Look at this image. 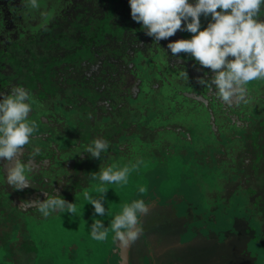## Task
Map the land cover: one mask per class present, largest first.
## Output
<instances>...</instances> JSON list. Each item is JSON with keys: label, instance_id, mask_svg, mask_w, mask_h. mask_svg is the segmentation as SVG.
<instances>
[{"label": "flooded vegetation", "instance_id": "flooded-vegetation-1", "mask_svg": "<svg viewBox=\"0 0 264 264\" xmlns=\"http://www.w3.org/2000/svg\"><path fill=\"white\" fill-rule=\"evenodd\" d=\"M38 2L40 8L32 9L25 0H0V93L6 94L16 85L30 90L36 101L30 115L38 124L32 145L41 150L33 158L25 146L23 159L31 161L32 171L28 174L31 185L23 191L8 186L0 172L3 179L0 217L9 209L23 216L45 218L35 208L22 204L27 199H44L45 192L56 191L68 201L76 202V197H81L80 194L92 185L91 172L99 171L101 166H121L124 157L131 161L135 145L161 152L164 146L160 139L167 144L169 137L177 143L190 136V123L202 110H209V120L214 125L215 120H221L223 116L233 118L225 126L226 132L219 141L225 147L228 141H239L244 145L245 150L235 163L248 161L246 167H251L252 137L257 131L264 130L261 123L264 116L256 124L253 122L252 129L245 128L243 116L237 112L240 103H225L218 98L214 88L200 83L202 78L210 79L214 74L212 70L202 67L190 54L171 53L167 48L169 42L190 39L193 35L183 30V21L182 28L173 36L156 42L131 17L129 0ZM260 19L264 20V14ZM210 20V16L202 15L201 27H206ZM137 57L147 65L153 61L155 67V59H162V75L156 68L141 66V63L139 66ZM48 91L51 94L47 96ZM180 99L179 112L171 120L159 117L160 111L169 114L170 103ZM184 100L187 103H183ZM225 105L235 109H226L222 114ZM173 132L174 135L169 134ZM97 137L109 142V149L102 153L101 160L90 158L87 153L77 154L78 148L83 151V147ZM247 154L250 157L244 158ZM181 202L188 204V213L180 215L181 218L186 215L188 221L177 220L190 227L193 237L203 233L217 243L215 239L221 241L224 236L227 240L221 242L227 244L235 237L236 224L241 219L247 226L243 228L247 230L248 243L252 236L255 237V229L249 226V217L244 214L236 216L231 225L226 224V230L204 227L205 224H218L215 212L208 214L207 222L191 225L195 216L191 217L189 207L194 201L185 197ZM257 203L263 202L259 199ZM197 214V217H203L204 211ZM56 216L58 213L55 212L47 218ZM19 218L23 220L21 216ZM141 239L142 235L137 245L131 246L139 251L128 248L127 264H180L167 248L158 254L159 250L155 248H162L161 245L154 242L149 246ZM149 240L152 242L151 238ZM43 244L45 242L37 247L39 260L44 259ZM116 246L114 248H118ZM26 247L33 248L29 244ZM122 253L125 255V249ZM246 253L251 254L247 245ZM251 257L253 264L256 259L252 254Z\"/></svg>", "mask_w": 264, "mask_h": 264}, {"label": "rangeland", "instance_id": "rangeland-1", "mask_svg": "<svg viewBox=\"0 0 264 264\" xmlns=\"http://www.w3.org/2000/svg\"><path fill=\"white\" fill-rule=\"evenodd\" d=\"M48 93L51 94L48 91L47 96ZM233 101L236 104L237 101ZM181 103V99L172 101L169 114L160 111L159 117L171 120L179 112ZM183 103L187 101L184 100ZM238 104L237 112L243 116L242 125L252 129L253 122L256 124L264 116V80L250 82L246 86L244 99ZM226 109L234 110L235 107L223 106L222 114ZM210 116L209 110H202L195 116L194 122L190 123V136L179 139L177 143L172 137H169L167 144L164 139H160V144L164 146L161 152L141 145L136 148L135 145L132 160L124 157L125 159L120 161L123 162L121 166L127 163L136 164L139 161L137 169L129 175L128 183L106 185L108 191L104 202L111 215H94L92 205L83 199V192L76 200L80 213L78 216L56 212V217L39 218L23 216L8 209L7 214L0 217V251L5 249L4 254L8 253L7 257L11 261L3 264H21L19 253L15 258L9 254L11 234L20 236L23 243L21 248H29L26 247L28 244L37 248L40 243L45 242L42 252L44 264H127L129 249H125L123 255L122 249L116 246L117 242L112 239V233L103 242L93 240L90 236V225L94 220L100 219L108 226L112 217L121 211L124 203H130L137 198L144 199L149 206L148 214L142 217L141 242L149 246L156 242L162 248H167L180 264H251V254L256 259L253 264H264V166L254 172L251 167H246L248 161H238L236 164L237 157L245 150L244 145L239 144V141H228V146L225 147L219 141V137L226 132L225 126L233 118L223 116L221 120H215L214 125L209 120ZM141 130L144 129L141 127ZM169 134L174 135V132ZM135 158L138 161L134 162ZM2 181L0 177V185ZM93 183L84 192L98 198L99 182ZM140 187L145 188L143 194L139 193ZM150 189L152 191L148 192ZM185 197L188 201H194L192 206L195 205V218L191 225L207 222L208 214L215 212L218 214V224H205L204 227L216 231L226 230V224L231 225L236 216L244 214L249 217V226L255 229V237L252 236L249 243L242 241L245 248L241 245H229L232 238L227 244L221 242L227 240L224 236L221 241L215 239L217 243L209 242L204 234L198 233L193 237L194 232L189 231L190 227L187 228L188 225L179 221H188L187 216H180L188 213V204L180 201ZM259 199L262 204L257 203ZM171 209L174 210L173 213L177 211L178 215L175 213L172 217L169 211ZM200 211H204L203 217H197L196 213ZM174 216H180L179 220ZM236 227L239 228L238 224ZM137 242L134 245H137ZM246 245L251 254L246 253ZM136 250V247L132 249Z\"/></svg>", "mask_w": 264, "mask_h": 264}, {"label": "clouds", "instance_id": "clouds-1", "mask_svg": "<svg viewBox=\"0 0 264 264\" xmlns=\"http://www.w3.org/2000/svg\"><path fill=\"white\" fill-rule=\"evenodd\" d=\"M25 3L32 9L40 8L38 0H25ZM129 5L133 20L156 42L173 36L184 22L183 30L193 35L190 39L171 41L167 48L173 55L190 54L202 67L212 70L211 78H202L200 83L214 88L225 103L243 100L250 82L264 80V20L260 19L264 14V0H129ZM202 15L211 17L204 28L201 27ZM35 105L30 90L23 86L16 85L8 93H0V172L15 191H23L31 185L28 178L32 171L31 161L23 159L25 146L33 158L41 151L32 145L38 130L37 121L30 115ZM108 149L109 142L97 137L85 145L83 151L78 148L77 154L87 153L90 158L101 160L102 153ZM138 164L139 161L123 166H101L99 171L90 173V180L99 182V197L83 192V199L92 205L94 215H111L104 202L106 185L127 184ZM144 192L145 188L140 187L139 193ZM22 204L35 208L45 218L55 212L69 216L80 214L76 202L68 201L56 191L45 192L44 199H27ZM148 212L149 206L144 199H133L122 205L108 226L100 219L94 220L90 236L103 242L112 233L118 247L127 249L142 235V217Z\"/></svg>", "mask_w": 264, "mask_h": 264}, {"label": "water", "instance_id": "water-1", "mask_svg": "<svg viewBox=\"0 0 264 264\" xmlns=\"http://www.w3.org/2000/svg\"><path fill=\"white\" fill-rule=\"evenodd\" d=\"M141 56L147 59L146 56H144V55H141ZM152 58H153V56H152ZM137 59H138L137 64L139 66L141 63V66L156 68L159 71V75H162V73H163L162 67L164 65L162 59H159V58L155 59L157 67H155L153 65V61H150V63L147 65V64H144L142 62L141 58L137 57ZM166 78H169V76H167ZM193 209H194V207H193ZM14 235L15 234H11L10 238H9L10 248H8V250L10 251L9 254H11V257L15 258L17 256V253H19V257H21V259H20L21 264H43L44 259H42V258H40V260L38 259V251L37 250L39 248H31V249L30 248H21L20 244H23V243H21L20 236L17 234H16V236H14ZM44 249L45 248H41V250H44ZM1 251H2V253H1ZM1 251H0V264H3L4 262H7V261H11L10 258L7 257L8 253L4 254L5 249H1ZM31 253H34V255L29 256Z\"/></svg>", "mask_w": 264, "mask_h": 264}, {"label": "trees", "instance_id": "trees-1", "mask_svg": "<svg viewBox=\"0 0 264 264\" xmlns=\"http://www.w3.org/2000/svg\"><path fill=\"white\" fill-rule=\"evenodd\" d=\"M261 123L264 125V121H262ZM252 139L253 140L251 142H252V145L254 146V152H253V155L254 156H253L252 159L250 158V160H251L250 166H251L252 169H254V172H258L259 171V168H261L262 166H264V152H263V145H264L263 142L264 141L262 140V139H264V130L257 131V133L252 137ZM245 153H247V151ZM247 156L250 157L249 154L244 155L243 157L246 158ZM181 200L183 201L184 199L182 198ZM189 210H190V215L192 217L193 216V213H194V209H193L192 205L189 207ZM169 211L171 212V214H172L171 216L172 217H173V215L175 213H176L175 215H178V212L177 211L175 213H173L174 210H172V209L169 210ZM174 217H176V219H179V216H174ZM184 217H186V215H184ZM171 219H173V218H171ZM240 221L241 222L237 223L238 226H239V228L238 227L237 228L239 230H240V228H242L241 229V232L239 230L237 231V233L235 234V237L232 238L233 239L231 241L232 244L230 243L229 245H231V246L232 245H241V246H243V248H245V246L243 245L244 243H242V241H247V230L245 228H243L244 226H246V224H245V221L244 220L241 219ZM246 228H247V226H246ZM243 229H244V232H243ZM238 232H240V233H238ZM201 234H203V233H201ZM207 240L209 242H211V243L212 242L214 243V241L211 240V239L210 240L207 239ZM207 247H210V246L207 245ZM158 254H160V250H159Z\"/></svg>", "mask_w": 264, "mask_h": 264}, {"label": "crops", "instance_id": "crops-1", "mask_svg": "<svg viewBox=\"0 0 264 264\" xmlns=\"http://www.w3.org/2000/svg\"><path fill=\"white\" fill-rule=\"evenodd\" d=\"M156 250H164L165 248H155ZM162 252V251H161ZM159 261V260H158ZM158 263V262H157ZM159 264V263H158Z\"/></svg>", "mask_w": 264, "mask_h": 264}]
</instances>
